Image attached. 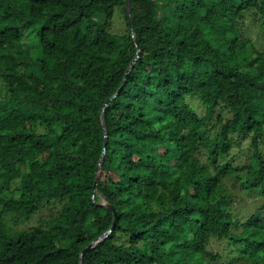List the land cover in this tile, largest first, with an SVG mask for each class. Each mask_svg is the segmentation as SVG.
I'll list each match as a JSON object with an SVG mask.
<instances>
[{"label":"trees","instance_id":"16d2710c","mask_svg":"<svg viewBox=\"0 0 264 264\" xmlns=\"http://www.w3.org/2000/svg\"><path fill=\"white\" fill-rule=\"evenodd\" d=\"M132 11L125 80L126 0H0V264H264V0Z\"/></svg>","mask_w":264,"mask_h":264},{"label":"rangeland","instance_id":"374dc122","mask_svg":"<svg viewBox=\"0 0 264 264\" xmlns=\"http://www.w3.org/2000/svg\"><path fill=\"white\" fill-rule=\"evenodd\" d=\"M256 19H257V12L253 11L250 13V16H248V20H247V24L249 25V26H247L248 33H249V35L251 34L253 39H257L260 36L258 31H257V25L255 22ZM28 30H26V33H27L26 36L28 38L27 42L30 44L31 43L33 44L37 40L35 32H31L30 29H28ZM112 30L114 32H118V33L127 32L126 19H125V15H124L121 7H119L117 9ZM189 99H191V102H193L196 105V108L198 109V111L201 114H204L205 109L202 106V105H204L203 101L198 96H195V95L190 96ZM195 99H198L202 105ZM248 147H249V142L244 141L232 149L231 155L237 154V157H238V161H236V163L242 165V164H244L250 160L249 153L247 154V151L244 152L242 150V149H245ZM204 158H206V156H204ZM239 183H241V182H239ZM102 202H105V199H103ZM62 206H63V204L60 201L53 200L51 203L44 205V207H42V209L39 212H37L36 214H34L32 216V218L28 221H24V222L22 221V222L15 224L11 218L7 217V220L9 222V224H14L15 228L31 227V226H36V225H40V224H45L48 222V220L50 219L51 216L58 215L60 213ZM246 209H247V207H246ZM246 209H244L243 211H246ZM214 247L217 248L218 246L214 243Z\"/></svg>","mask_w":264,"mask_h":264},{"label":"water","instance_id":"95a60500","mask_svg":"<svg viewBox=\"0 0 264 264\" xmlns=\"http://www.w3.org/2000/svg\"><path fill=\"white\" fill-rule=\"evenodd\" d=\"M132 7H133V0H126V8H127V16H128V20H129V25L131 28V32L133 35V38L135 39L137 45H138V53L137 56L134 58V60L131 62V64L129 65L128 69H127V73H126V77L125 80L127 79L130 71L132 70V68L134 67L136 61L138 60V58L141 55L142 52V47L139 41V38L135 32V28H134V19H133V11H132ZM125 81L123 82L122 86L119 88V90L105 103V106L102 109V121H103V126H104V130H105V145H104V150L102 153V156L100 158V161L98 163L97 166V173H96V180H95V188L96 191L98 190L97 185H98V181L101 175V171H102V167L104 164V160H105V155L107 152V142H108V127H107V121H106V107L108 106V104H110L112 102V100L118 95V93L120 92V90L122 89V87L124 86ZM105 202H102L101 204H105L109 209H111L114 212L115 218H114V223L113 226L115 225L117 218H118V214L117 211L114 207V205L112 203H110L106 198ZM112 231V229L109 230L108 233H104L100 238L92 241L86 248H84L81 252V257H80V264H84V256H85V252L89 251L92 247H94L95 245H97L99 242H101L103 239H105L109 233Z\"/></svg>","mask_w":264,"mask_h":264},{"label":"bare ground","instance_id":"6f19581e","mask_svg":"<svg viewBox=\"0 0 264 264\" xmlns=\"http://www.w3.org/2000/svg\"><path fill=\"white\" fill-rule=\"evenodd\" d=\"M256 22V21H255Z\"/></svg>","mask_w":264,"mask_h":264}]
</instances>
